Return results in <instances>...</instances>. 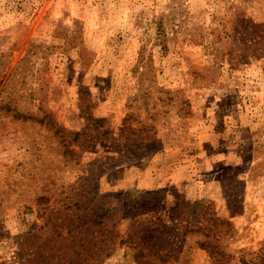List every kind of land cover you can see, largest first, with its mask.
<instances>
[{
    "label": "rangeland",
    "instance_id": "1",
    "mask_svg": "<svg viewBox=\"0 0 264 264\" xmlns=\"http://www.w3.org/2000/svg\"><path fill=\"white\" fill-rule=\"evenodd\" d=\"M0 264H264V0H0Z\"/></svg>",
    "mask_w": 264,
    "mask_h": 264
},
{
    "label": "trees",
    "instance_id": "2",
    "mask_svg": "<svg viewBox=\"0 0 264 264\" xmlns=\"http://www.w3.org/2000/svg\"><path fill=\"white\" fill-rule=\"evenodd\" d=\"M135 245H136V246H139V243L137 242ZM136 246H135V247H136Z\"/></svg>",
    "mask_w": 264,
    "mask_h": 264
}]
</instances>
